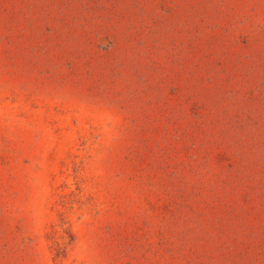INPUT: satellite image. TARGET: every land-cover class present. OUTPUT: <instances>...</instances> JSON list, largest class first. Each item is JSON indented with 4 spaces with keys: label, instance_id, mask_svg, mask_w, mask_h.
Masks as SVG:
<instances>
[{
    "label": "rangeland",
    "instance_id": "1",
    "mask_svg": "<svg viewBox=\"0 0 264 264\" xmlns=\"http://www.w3.org/2000/svg\"><path fill=\"white\" fill-rule=\"evenodd\" d=\"M0 264H264V0H0Z\"/></svg>",
    "mask_w": 264,
    "mask_h": 264
}]
</instances>
